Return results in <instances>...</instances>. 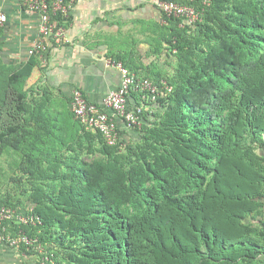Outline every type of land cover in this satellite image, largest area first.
Instances as JSON below:
<instances>
[{
    "label": "trees",
    "instance_id": "obj_1",
    "mask_svg": "<svg viewBox=\"0 0 264 264\" xmlns=\"http://www.w3.org/2000/svg\"><path fill=\"white\" fill-rule=\"evenodd\" d=\"M177 1L202 17L164 16L176 73L145 74L162 94L117 145L70 106L67 143L51 92L26 88L40 53L21 65L0 55V155L18 153L25 180V198L0 205L39 216L20 246L34 264H264V0Z\"/></svg>",
    "mask_w": 264,
    "mask_h": 264
},
{
    "label": "crops",
    "instance_id": "obj_2",
    "mask_svg": "<svg viewBox=\"0 0 264 264\" xmlns=\"http://www.w3.org/2000/svg\"><path fill=\"white\" fill-rule=\"evenodd\" d=\"M158 1L75 0L69 13L57 21L61 36L49 40L48 49L38 56L41 64L26 86L33 91L31 97L40 99L48 89L51 114L66 123L64 112H59L61 102L70 100L75 89L101 104L110 90L120 86L114 56L121 55L139 75L161 70L167 56L168 22ZM0 12L7 15L0 25L2 60L9 65L28 62V50L40 34L39 14L29 12L22 0H0ZM27 206L18 210L25 211ZM34 262L35 257L20 248L0 244V264Z\"/></svg>",
    "mask_w": 264,
    "mask_h": 264
},
{
    "label": "built area",
    "instance_id": "obj_3",
    "mask_svg": "<svg viewBox=\"0 0 264 264\" xmlns=\"http://www.w3.org/2000/svg\"><path fill=\"white\" fill-rule=\"evenodd\" d=\"M75 0H22L27 10L40 16V34L29 48L30 56L45 52L49 40L61 36L54 18L59 13L64 16L69 13ZM210 5V0H204ZM158 6L162 14L168 17L182 18L184 23L194 25L201 19L204 9L177 0H159ZM7 15L0 12V25ZM121 72V84L117 89L110 90L101 104L90 101L80 89L71 94L70 108L81 123L88 129L98 131L109 145L122 143L124 133L134 131L143 125V114L150 106L149 101H155L162 94V89L154 80L145 75H139L121 61L114 62ZM165 90L171 91L173 86L162 80ZM133 93L139 101H135ZM28 206L25 211L7 205H0V244L20 248L21 244L30 245L32 239L24 225L39 222V216Z\"/></svg>",
    "mask_w": 264,
    "mask_h": 264
},
{
    "label": "rangeland",
    "instance_id": "obj_4",
    "mask_svg": "<svg viewBox=\"0 0 264 264\" xmlns=\"http://www.w3.org/2000/svg\"><path fill=\"white\" fill-rule=\"evenodd\" d=\"M184 24H180V28H183ZM172 33V30L169 28V34ZM191 33V30H188L187 34L189 35ZM171 46L168 43V50H167V56L166 58H163V64L161 66V70H158L157 72L151 73L152 76H168V75H174L176 73V67L178 65V60L175 56V54L170 49ZM171 79V77H170ZM69 100H63L61 102V111L64 112L63 116H68V104ZM59 114V113H58ZM59 125H63L62 131L59 130L58 132L62 135V138L67 141V143L71 142L73 138V130L72 126L68 125L67 123H64L60 116H58V122ZM58 147V145H57ZM63 148V147H62ZM259 152L264 155V148L259 147ZM84 159L87 161H91V157H88L86 155L83 156ZM20 163V155L16 153L14 150L10 148H6L2 155H0V197H4L8 193H12L14 200H18L19 198L24 199L25 196L21 192V185L25 182L21 181L19 178L21 173L18 170V166ZM41 250V249H40ZM39 259H37L38 261ZM48 264V263H43ZM52 264V263H50Z\"/></svg>",
    "mask_w": 264,
    "mask_h": 264
}]
</instances>
